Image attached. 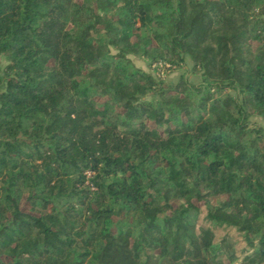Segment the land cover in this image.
<instances>
[{
  "label": "trees",
  "instance_id": "1",
  "mask_svg": "<svg viewBox=\"0 0 264 264\" xmlns=\"http://www.w3.org/2000/svg\"><path fill=\"white\" fill-rule=\"evenodd\" d=\"M253 117L264 0H0V264H264Z\"/></svg>",
  "mask_w": 264,
  "mask_h": 264
},
{
  "label": "rangeland",
  "instance_id": "2",
  "mask_svg": "<svg viewBox=\"0 0 264 264\" xmlns=\"http://www.w3.org/2000/svg\"><path fill=\"white\" fill-rule=\"evenodd\" d=\"M128 58L132 61L136 68H139L146 73L151 74L157 81L163 83V85L176 84L180 80L184 79L190 85L198 87L202 83V74L200 72L193 71V63L186 59L181 65L172 64L170 62H166V60L152 62L150 59L143 57L142 55H129ZM230 94L235 95V93L231 92ZM145 98L150 99L152 101L157 100V96L152 93L146 96ZM251 123L256 127H262L264 129V120L261 117H253L251 119ZM214 204L218 203V200H212ZM205 209L202 214L199 216L198 224L200 226H207L205 222ZM216 232V240L215 242L218 244L225 236H230L235 243V249L239 256H243L245 250H247L248 246L244 242L243 237L238 234L235 230H227L223 228L215 229Z\"/></svg>",
  "mask_w": 264,
  "mask_h": 264
}]
</instances>
